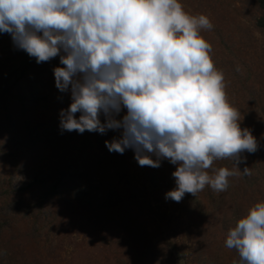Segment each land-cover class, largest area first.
Returning <instances> with one entry per match:
<instances>
[{
  "label": "clouds",
  "instance_id": "clouds-1",
  "mask_svg": "<svg viewBox=\"0 0 264 264\" xmlns=\"http://www.w3.org/2000/svg\"><path fill=\"white\" fill-rule=\"evenodd\" d=\"M212 28L206 15L186 12L180 0H0V33L38 64L60 57L55 85L72 99L60 112L61 130L122 129L105 141L109 152L131 148L142 167L158 168L161 159L178 165L176 188L166 193L176 202L206 185L225 191L229 177L251 175L248 167L240 171V154L258 148L240 127L201 35ZM122 107L127 114L117 120ZM225 158L234 169L206 171ZM225 246L239 253L233 264H264V202L228 230Z\"/></svg>",
  "mask_w": 264,
  "mask_h": 264
},
{
  "label": "trees",
  "instance_id": "trees-1",
  "mask_svg": "<svg viewBox=\"0 0 264 264\" xmlns=\"http://www.w3.org/2000/svg\"><path fill=\"white\" fill-rule=\"evenodd\" d=\"M251 1L257 10L255 28L264 38V0ZM57 66L63 67L59 56L38 64L19 48L0 59V160L9 159L14 164L19 158L32 157L35 149L48 144L42 134L50 125L60 124V118L51 117L32 125L28 114L38 102L43 106L51 104L43 82L48 75L54 77L53 69ZM242 74L238 68L234 75L238 80ZM53 91L57 92L56 86ZM263 92L254 86L249 89V94L259 98L262 106L252 128L239 121L258 143L254 153L240 154V171L248 167L251 175L229 177V187L222 192L206 185L195 196L185 193L180 202L171 200L178 213L201 224L196 231L202 238L189 256L175 247L168 249L162 226L150 231L131 171L130 156L135 152L131 148L123 154L109 152L105 141L119 138L122 133V129H109L104 134L73 133L71 144L62 149L52 145L44 165L24 187L7 186L0 176V264H59L58 250L44 254L39 240L45 223L55 222L60 234L58 247L79 229H87L88 264L98 255L104 259L103 264H229L224 257L217 256L227 248L228 230L247 214L251 200L255 204L264 202ZM11 102L16 103L21 117H13L9 110ZM122 112L123 116L127 114ZM102 119L105 123L104 115ZM152 159L156 156L152 155ZM160 164L158 168L144 166V170L150 184L167 193L176 188L172 173L178 165L168 159H161ZM220 167L234 169L233 159L215 160L208 173L212 175ZM122 238L133 242L134 251L124 253L126 245ZM112 239L115 242L110 245Z\"/></svg>",
  "mask_w": 264,
  "mask_h": 264
},
{
  "label": "rangeland",
  "instance_id": "rangeland-1",
  "mask_svg": "<svg viewBox=\"0 0 264 264\" xmlns=\"http://www.w3.org/2000/svg\"><path fill=\"white\" fill-rule=\"evenodd\" d=\"M180 2L186 12L192 15L203 14L210 19L213 28L201 30V35L211 44L210 56L215 68L224 75L228 103L239 111L240 122L245 121L248 123L247 126L252 128L257 112H260L259 109H262V106L259 98L249 94V89L254 86L264 91V38L255 28L257 15L255 6L251 0H180ZM17 49L10 34L0 33V59L7 58ZM238 68L244 72L241 80H237L234 75ZM51 82L54 84L52 85ZM53 86H56L55 78L48 75L43 82V90L49 92L51 104L43 106L41 102H38L35 106H31L28 117L32 125L44 123L51 117L60 118L61 110L67 109L71 104L70 90L61 92L57 88V92L54 93ZM16 108L15 102L9 104V110L15 119L21 117ZM123 110L127 113V109L122 107L115 119L123 118ZM79 115L80 113H76L77 118ZM242 125L241 123V128H243ZM73 133L76 131H62L60 124L50 125L42 134L48 144H43L38 150L35 149L31 154L32 157L19 158L14 164L11 160L8 161L9 159L1 158V180L7 186L10 184L15 188L26 186L32 175L44 165V158L52 145L62 149L71 144L70 137ZM68 147L73 149L72 145ZM130 159L134 182L139 189V203L147 212L146 221L150 231L159 230L158 226H162L168 249L175 247L189 256L192 247L202 238L198 236L199 234L197 235L196 231L197 227L201 226L200 222L192 221L187 216L178 213L171 199H166V193L150 184L144 166H140L135 159V153L131 152ZM254 205L255 201L251 200V206ZM57 227L58 222L45 223L41 229L39 240L42 252L48 254V252L58 250L59 264H88L87 229H79L73 238L67 237L59 248L57 242L60 234ZM122 240L126 245L124 253L134 251V244L130 239L122 238ZM114 242L115 240L112 239L110 245ZM100 256H95L89 264H103L104 259ZM217 256L224 257L229 264L239 260V253L235 249L226 248Z\"/></svg>",
  "mask_w": 264,
  "mask_h": 264
}]
</instances>
